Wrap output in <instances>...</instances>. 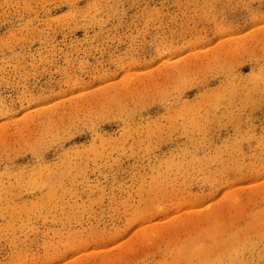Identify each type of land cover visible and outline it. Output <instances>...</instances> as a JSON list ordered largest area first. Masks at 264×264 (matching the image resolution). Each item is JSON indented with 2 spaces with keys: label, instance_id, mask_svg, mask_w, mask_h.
<instances>
[{
  "label": "rangeland",
  "instance_id": "374dc122",
  "mask_svg": "<svg viewBox=\"0 0 264 264\" xmlns=\"http://www.w3.org/2000/svg\"><path fill=\"white\" fill-rule=\"evenodd\" d=\"M264 0H0V264H264Z\"/></svg>",
  "mask_w": 264,
  "mask_h": 264
},
{
  "label": "snow or ice",
  "instance_id": "6c2138e0",
  "mask_svg": "<svg viewBox=\"0 0 264 264\" xmlns=\"http://www.w3.org/2000/svg\"><path fill=\"white\" fill-rule=\"evenodd\" d=\"M262 23H264V22H262ZM262 179H264V178H262Z\"/></svg>",
  "mask_w": 264,
  "mask_h": 264
}]
</instances>
